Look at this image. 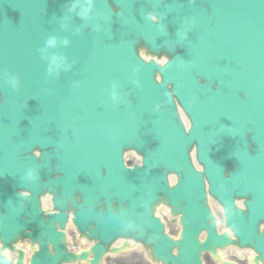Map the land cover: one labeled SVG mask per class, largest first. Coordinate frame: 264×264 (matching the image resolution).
I'll return each mask as SVG.
<instances>
[{
	"label": "water",
	"instance_id": "obj_1",
	"mask_svg": "<svg viewBox=\"0 0 264 264\" xmlns=\"http://www.w3.org/2000/svg\"><path fill=\"white\" fill-rule=\"evenodd\" d=\"M161 6L168 19L154 23L150 14L159 16ZM141 51L168 62L147 63ZM172 80L179 83L169 88ZM192 84L205 94L194 91L193 110L184 108L193 122L185 137L165 99L167 91L179 99ZM0 92V264H25L13 244L23 237L38 245L29 264L89 254L100 264L106 252L130 245L112 248L117 237L142 243L163 264H204L205 251L219 258L217 249L231 244L253 247L254 263L264 264V230L243 186L264 184V0H0ZM210 116L227 151L211 140ZM192 141L237 240L216 231L200 172L187 156ZM248 143L252 160L242 149ZM233 147L239 173L234 178L225 168L228 179L219 170ZM129 149L142 166L125 167L121 155ZM171 172L178 185L169 187ZM46 192L59 213L40 210ZM242 196L245 212L233 202ZM161 204L180 216L177 239L154 215ZM69 212L81 236L95 242L87 251L67 250L59 230ZM200 230L208 232L203 241ZM6 248L17 251L16 263L1 253Z\"/></svg>",
	"mask_w": 264,
	"mask_h": 264
},
{
	"label": "bare ground",
	"instance_id": "obj_2",
	"mask_svg": "<svg viewBox=\"0 0 264 264\" xmlns=\"http://www.w3.org/2000/svg\"><path fill=\"white\" fill-rule=\"evenodd\" d=\"M126 160L128 163H132V162H140V158H138L136 155L130 153V154H126ZM175 178H171V182H174ZM44 204L45 206H50V198H46L44 199ZM212 207H213V211L215 212V215H217L218 217H220V227L219 230L221 231L223 229V216H222V212H221V208L218 204H216L215 202H212ZM160 214H162V217L167 221H169V214L168 211L165 208H161L159 211ZM168 229L170 228V223L168 224ZM175 226V232L177 233V231L179 230V225L176 224ZM68 234H69V238H68V245L69 248L72 250H77L80 248H86L90 245V242H88L87 240H81V241H77L74 240V238L76 237V232L74 231L73 226H71V224H69L68 226ZM118 244V243H117ZM136 252H141L144 254V256H146L145 254H147L143 248L138 245L137 246V251ZM220 254L222 256L223 259L225 260H229V261H234L237 264H254L252 261V256L253 253L249 250H241L235 247H228L225 250L220 251ZM11 258L14 259L15 257L13 255H11ZM210 256L209 255H205V260H210ZM207 260V261H208ZM208 263V262H207ZM217 263V262H216Z\"/></svg>",
	"mask_w": 264,
	"mask_h": 264
},
{
	"label": "clouds",
	"instance_id": "obj_3",
	"mask_svg": "<svg viewBox=\"0 0 264 264\" xmlns=\"http://www.w3.org/2000/svg\"><path fill=\"white\" fill-rule=\"evenodd\" d=\"M89 2H91V0H89ZM73 7V10L75 9V5H73L72 6ZM90 10V8L89 9H84L82 12H81V15L83 16V15H86L87 14V12ZM150 18L151 19H153V20H156L157 19V16L155 15V14H150ZM55 38H52V39H50L49 41H48V44L49 45H54L55 44ZM15 84H18V80H15L14 79V81H13Z\"/></svg>",
	"mask_w": 264,
	"mask_h": 264
},
{
	"label": "flooded vegetation",
	"instance_id": "obj_4",
	"mask_svg": "<svg viewBox=\"0 0 264 264\" xmlns=\"http://www.w3.org/2000/svg\"><path fill=\"white\" fill-rule=\"evenodd\" d=\"M142 263V261L139 260H135V261H120L118 262V264H140Z\"/></svg>",
	"mask_w": 264,
	"mask_h": 264
},
{
	"label": "rangeland",
	"instance_id": "obj_5",
	"mask_svg": "<svg viewBox=\"0 0 264 264\" xmlns=\"http://www.w3.org/2000/svg\"><path fill=\"white\" fill-rule=\"evenodd\" d=\"M171 225H173V224H171ZM173 228H174V226H171L170 230H171V232L175 233ZM207 260H208V259H207ZM207 262H208V264H214V263L211 261V259L208 260Z\"/></svg>",
	"mask_w": 264,
	"mask_h": 264
}]
</instances>
